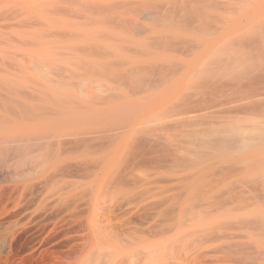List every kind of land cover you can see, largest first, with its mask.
Masks as SVG:
<instances>
[{
    "label": "bare ground",
    "instance_id": "obj_1",
    "mask_svg": "<svg viewBox=\"0 0 264 264\" xmlns=\"http://www.w3.org/2000/svg\"><path fill=\"white\" fill-rule=\"evenodd\" d=\"M0 264H264V0H0Z\"/></svg>",
    "mask_w": 264,
    "mask_h": 264
}]
</instances>
